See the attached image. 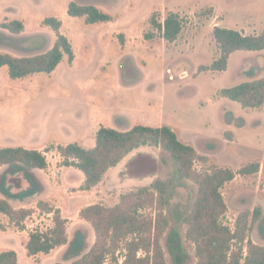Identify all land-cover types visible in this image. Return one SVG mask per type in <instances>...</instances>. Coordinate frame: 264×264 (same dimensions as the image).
<instances>
[{
  "label": "rangeland",
  "instance_id": "obj_1",
  "mask_svg": "<svg viewBox=\"0 0 264 264\" xmlns=\"http://www.w3.org/2000/svg\"><path fill=\"white\" fill-rule=\"evenodd\" d=\"M71 1L95 5L113 20L86 24L84 18L68 15ZM170 11L179 12L185 20L179 38L173 43L158 36L146 40L152 14L157 12L164 20ZM48 16L63 21L62 30L73 43L75 59L69 63L65 57L51 74L20 79L10 78L7 66L0 67V148L33 145L46 149L74 141L90 147L94 130L103 123L120 130L136 124L168 125L183 142L218 166L238 170L259 162V172L238 175L224 186L228 204L224 221L234 229L241 212L261 206L264 213V107L243 108L218 95L222 88L264 77V50L235 51L227 70L199 72L201 65H210L218 56L215 25L246 34L264 30V0H0V24L6 19L25 24L20 34L0 26V52L22 57L51 49L56 35L42 24ZM46 154L50 166L41 173L46 179L53 177L48 189L51 197L63 204L69 200L72 233L81 222L73 207L76 200L69 197H78L76 187L84 174L64 166L57 148ZM164 159L168 154L156 146L132 151L107 172L91 202L112 206L123 193L165 179L171 164ZM18 177L11 184L14 191L24 188L22 174ZM193 188V184L181 188L175 200L185 203ZM33 202L29 200L28 205ZM34 209L28 224L50 227L53 215L47 218L37 206ZM24 235L0 213V251L15 249L19 264H70L75 259L64 258L67 246L30 257ZM250 237L264 245L261 224L252 228ZM185 245L190 253L187 264H196L195 246L187 240ZM90 247L87 244L86 251ZM166 257L173 264L167 251ZM123 261L121 257L118 263L108 260L106 264Z\"/></svg>",
  "mask_w": 264,
  "mask_h": 264
},
{
  "label": "trees",
  "instance_id": "obj_2",
  "mask_svg": "<svg viewBox=\"0 0 264 264\" xmlns=\"http://www.w3.org/2000/svg\"><path fill=\"white\" fill-rule=\"evenodd\" d=\"M68 15L84 18L86 24L105 23L113 16L95 5H83L71 1ZM43 25L51 28L56 40L51 49L32 56H15L0 52V67L7 66L12 79H20L37 73L51 74L59 64L68 58L75 59L71 39L63 32V21L56 16L43 19ZM152 30L145 34L150 40L156 36L167 42H175L181 35L185 20L179 12L170 11L164 20L154 12L150 18ZM0 26L20 34L25 24L20 19H6ZM213 38L218 56L210 65H201L199 72L225 71L232 53L238 50H264V30L246 34L241 30L215 25ZM119 39L124 44V35ZM218 95L238 102L243 108L264 107V77L222 88ZM141 146H156L168 154L171 171L165 179H157L150 186H142L123 193L112 205L91 204L80 210V218L88 222L95 231V242L87 249V236L77 230L70 241L69 219L62 210L50 202L37 203L41 213L52 214V226L35 228L29 234L26 244L30 257L49 254L54 249L69 245L64 254L70 264H106L108 260L122 264H169L166 251L173 264H187L190 253L185 240L195 246L196 264H264V245L256 243L250 232L261 224L264 237V213L261 206L241 212L235 227L228 226L224 217L228 204L223 188L238 175L259 172L260 163L250 162L238 170L211 163L208 155L183 142L176 131L168 126L136 124L130 129L120 130L101 125L96 132L95 145L91 148L75 141L58 144L44 150L24 146L0 148V167L7 166L0 176V191L9 198H26L40 188L32 174L33 169L49 166L47 152L57 148L67 167H75L84 174L80 190H91L100 184L107 172L116 167L128 154ZM21 172L30 182L27 190L13 193L8 185V173ZM193 184V194L185 203L176 201L181 188ZM35 212L34 208H16L7 198L0 197V213L20 230L26 229V222ZM165 241V243L163 242ZM0 264H19L16 250L0 251ZM54 264H66L57 261Z\"/></svg>",
  "mask_w": 264,
  "mask_h": 264
},
{
  "label": "crops",
  "instance_id": "obj_3",
  "mask_svg": "<svg viewBox=\"0 0 264 264\" xmlns=\"http://www.w3.org/2000/svg\"><path fill=\"white\" fill-rule=\"evenodd\" d=\"M101 125H106V124H101ZM101 125H99L95 130H94V135L96 136V132H97V130L99 129V127L101 126ZM112 127V126H111ZM75 142V141H74ZM77 142H79L80 143V141H77ZM66 144H68V143H66ZM95 145V140L94 141H92V143L90 144V147H87V148H91V147H93ZM24 147H26V148H37V149H40V150H44L43 148H44V146H39V147H35V146H33V145H23ZM50 166V165H49ZM2 168H6L7 169V166H2V167H0V170L2 169ZM69 168V167H68ZM73 168V167H72ZM113 168H115V167H113ZM113 168H111L110 170H112ZM6 169L4 170V171H6ZM3 171V172H4ZM42 171H45V169H39V168H36V169H33V171H32V174L34 175V177L36 178V180L39 182V184H40V188H39V190H38V192H36L34 195H31V196H28V197H26V198H9V197H7L5 194H3L1 191H0V197H3V198H7L10 202H11V204L13 205V206H15L16 208H34V207H36L37 206V203L40 201V200H45V201H49V202H51L53 205H55L56 207H58V208H61V210H62V213H63V215L66 217V218H68L69 219V223H68V235H69V240L71 241L73 238H74V236H75V233H76V231L77 230H83L85 233H86V236H87V238H86V240H87V244H88V246H92L93 244H94V242H95V231H94V229H93V227L89 224V223H87L85 220H83V219H81L80 218V210L83 208V207H85V206H88V205H91V204H96L95 202H91L92 201V199H91V196H92V194L94 193V190L101 184H98L96 187H94L93 189H91V190H79V191H77V192H79V194H78V197H76V198H74V197H69V199H71V200H76L75 201V203H76V205H74L73 207H76L77 208V210H76V214H77V216L79 217V225L77 226V227H73V230H72V233H71V229H72V227H71V225L73 224H71V216H68L67 215V211L68 210H71V208H70V206H68V204H70L68 201L69 200H67L64 204L60 201V200H58V199H56L55 197H51L50 195H49V191H48V189H50V187L51 186H53V177H52V175H48V177H47V179L46 178H44L43 176H44V174H42L41 172ZM2 172V173H3ZM109 172L110 171H108V174H109ZM18 174H22V176H23V180L25 181L22 185L24 186V188H22V189H20L19 191H14V190H12V183H13V181L15 180H17L18 181V179L20 178V177H18ZM8 178H9V180H8V185H10L11 186V191L13 192V193H18V192H20V191H23V190H27L29 187H30V182L28 181V179L23 175V173H21V172H16V173H14V174H12V173H8ZM83 182H84V179H83ZM83 182H80L79 183V185H77V187L76 188H80V186L82 185V183ZM29 200H34V202L33 203H30V205H28V201ZM46 216H47V218H51V214H46ZM46 216L44 215L43 217L44 218H46ZM43 220V219H42ZM84 222V223H83ZM86 223L88 224V225H86ZM52 224H53V221H52ZM52 224H51V226H52ZM35 228H33L32 227V225L31 224H28V221H27V223H26V229L25 230H20V232L21 233H23V234H25L24 235V242H25V244H27V242H28V240H29V234H30V232L31 231H33ZM86 230V231H85ZM63 246H67V248H66V250H65V252L67 251V249H68V246L69 245H63ZM63 246H61V247H63ZM61 247H59V248H61ZM59 248H56V249H54L52 252H54V251H56L57 249H59ZM15 250V249H14ZM65 252L63 253V254H65Z\"/></svg>",
  "mask_w": 264,
  "mask_h": 264
}]
</instances>
